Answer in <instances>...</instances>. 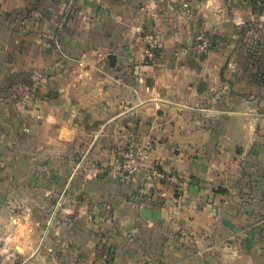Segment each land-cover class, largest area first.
I'll return each instance as SVG.
<instances>
[{
    "label": "crops",
    "instance_id": "1",
    "mask_svg": "<svg viewBox=\"0 0 264 264\" xmlns=\"http://www.w3.org/2000/svg\"><path fill=\"white\" fill-rule=\"evenodd\" d=\"M129 132L180 214L95 175ZM0 162V264H264V0H0Z\"/></svg>",
    "mask_w": 264,
    "mask_h": 264
},
{
    "label": "built area",
    "instance_id": "2",
    "mask_svg": "<svg viewBox=\"0 0 264 264\" xmlns=\"http://www.w3.org/2000/svg\"><path fill=\"white\" fill-rule=\"evenodd\" d=\"M145 48L143 57L147 63H156L164 47V37L160 31H149L144 34ZM212 37L207 34H198L192 45L196 54L206 55L212 50ZM151 144L137 142L133 132L125 134L124 145L116 152L114 161L108 166L96 171L95 175H111L124 180H130L143 174L148 186L168 184L174 188L175 214H180L184 208L183 179L175 172L166 171L158 163H150ZM0 166H4L0 162Z\"/></svg>",
    "mask_w": 264,
    "mask_h": 264
},
{
    "label": "rangeland",
    "instance_id": "3",
    "mask_svg": "<svg viewBox=\"0 0 264 264\" xmlns=\"http://www.w3.org/2000/svg\"><path fill=\"white\" fill-rule=\"evenodd\" d=\"M61 211L62 212L66 211L63 202L60 203V201H59L56 205L53 206V208L51 207V214H50L49 219L46 223L47 229L52 228V226H54V223L57 220V218L59 217V214L62 213ZM46 239H47V237L44 236V238H42L41 244H44Z\"/></svg>",
    "mask_w": 264,
    "mask_h": 264
},
{
    "label": "water",
    "instance_id": "4",
    "mask_svg": "<svg viewBox=\"0 0 264 264\" xmlns=\"http://www.w3.org/2000/svg\"><path fill=\"white\" fill-rule=\"evenodd\" d=\"M195 186H197L196 183H195ZM192 194H196V193H192ZM142 213H143V215H145L146 217H149L150 214H152L151 210L148 209V208H146V207L142 208Z\"/></svg>",
    "mask_w": 264,
    "mask_h": 264
}]
</instances>
